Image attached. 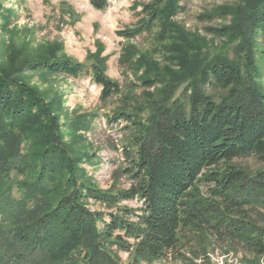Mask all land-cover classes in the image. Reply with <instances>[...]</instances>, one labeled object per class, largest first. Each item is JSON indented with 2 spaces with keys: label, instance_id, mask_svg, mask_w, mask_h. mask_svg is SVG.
I'll list each match as a JSON object with an SVG mask.
<instances>
[{
  "label": "trees",
  "instance_id": "1",
  "mask_svg": "<svg viewBox=\"0 0 264 264\" xmlns=\"http://www.w3.org/2000/svg\"><path fill=\"white\" fill-rule=\"evenodd\" d=\"M90 2L99 10L110 4ZM178 10V0L145 3L148 17L121 34L134 37L157 22L166 28ZM238 11L233 27L220 29L234 43L231 54L192 52L183 38L180 68L169 69V79L156 64L141 79L147 88L162 83L146 94V108H120L109 117L126 122L131 134L118 167L130 180L125 189L101 190L85 180L78 173L82 156L62 139L50 104L0 68V179L7 183L0 203L13 209L14 224L11 233L0 231V264H121L120 252L132 253L134 264H153L195 235H217L228 250L251 254L245 264H264V220L258 218L264 217L258 210L264 208V171L250 174L232 163L252 155L264 161V0H246ZM25 66L72 78L91 75L103 101L121 92L101 61L51 58ZM12 171L23 176L15 181L21 200L7 191ZM133 199L142 203L139 213L119 207L105 216L88 205L111 208Z\"/></svg>",
  "mask_w": 264,
  "mask_h": 264
},
{
  "label": "rangeland",
  "instance_id": "2",
  "mask_svg": "<svg viewBox=\"0 0 264 264\" xmlns=\"http://www.w3.org/2000/svg\"><path fill=\"white\" fill-rule=\"evenodd\" d=\"M152 1L109 0V7L99 10L90 0H0V68L10 70L13 77L35 88L50 104L58 118L62 139L77 151L78 157L82 156L78 173L101 190L116 191L130 186L129 178L118 170L123 161L122 147L131 139L130 130L126 122L110 123L109 117L120 108L127 111L146 108V94L156 91L162 83L147 88L140 83L141 79L152 75L148 69L153 64L157 65L156 71L169 79L172 76L169 69L180 68L177 47L185 44L183 38L192 52L199 48L208 57L231 54L234 43L229 42V33L223 34L220 29L233 27L239 8L246 2L178 0L179 10L166 28L157 22L134 37L123 36L122 31L138 27L148 17L144 4ZM51 58L75 59L86 64L101 61L106 74L121 85V92L103 101L102 89L91 75L72 78L25 66L30 61ZM261 66L264 68V61ZM131 82L138 84L131 87ZM184 87L183 84L177 95ZM147 114L148 111L140 113ZM232 163L250 174L264 171V161L254 155L237 158ZM22 178L16 171L11 172L14 184L7 191H11L14 200L23 198L15 183ZM5 181L0 179V189L7 188ZM201 190L205 195L208 193L205 186ZM8 205L0 203V231L9 234L14 224L10 216L13 209ZM88 205L106 216L119 207L139 213L142 203L133 199L111 208L93 201ZM32 207L33 203L28 205L29 209ZM258 210L264 213L261 205ZM229 248L217 235L186 236L174 256L153 264H245L251 257L245 248L233 251ZM119 255L121 264H134L132 253Z\"/></svg>",
  "mask_w": 264,
  "mask_h": 264
}]
</instances>
